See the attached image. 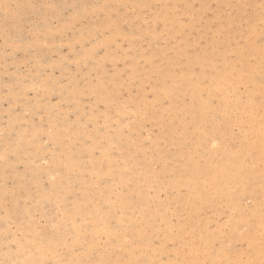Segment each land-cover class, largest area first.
<instances>
[{
	"label": "snow or ice",
	"instance_id": "1",
	"mask_svg": "<svg viewBox=\"0 0 264 264\" xmlns=\"http://www.w3.org/2000/svg\"><path fill=\"white\" fill-rule=\"evenodd\" d=\"M137 9L147 30L121 31ZM100 16L115 36L100 49L145 41L151 55L127 79L61 84L53 104L43 50ZM0 38L5 71L11 57L35 72L0 129V264H264V0H0ZM97 113L111 132L93 129ZM149 123L159 132L141 138Z\"/></svg>",
	"mask_w": 264,
	"mask_h": 264
},
{
	"label": "rangeland",
	"instance_id": "2",
	"mask_svg": "<svg viewBox=\"0 0 264 264\" xmlns=\"http://www.w3.org/2000/svg\"><path fill=\"white\" fill-rule=\"evenodd\" d=\"M3 2L15 3L16 0H3ZM58 3L62 4H72V3H127V4H136L143 2V0H57ZM150 3H159V2H168V0H147ZM172 2H183V0H172ZM195 3H199L200 0H193ZM208 2L215 4L217 2H224V0H208ZM253 3H258L259 0H251ZM68 16H71V12L65 10ZM128 15L129 23L121 22V30L124 32H128L129 34L135 32L139 34L142 31H146L148 25L144 24L142 20L136 21V16L141 15L140 11L137 9L133 14L125 10ZM121 15H124L122 13ZM99 16V14H98ZM100 23L93 24L90 27H85L82 25H77L74 29L69 30L65 33L62 40L60 38L54 41V47H49L43 50L44 54H46V63L48 67L46 69H41V71H46L51 74L50 87H55L56 95L52 98V103L55 104L59 99V92L61 91V84L69 85L73 83L77 79L83 80L85 77L88 79L92 78V75H96L97 72L100 76H104L107 74V78L111 80L113 76L119 77L121 75L127 79V72H129L133 65L139 63H143V57L145 55H151V52L145 53V49L149 48V44L145 41H136L134 44L127 45L125 44L120 50L113 52L112 49H100L98 47L99 43H105L110 39H114L115 36L112 33L108 35L104 34L103 25H102V16L99 17ZM155 27V25H153ZM97 29V30H94ZM99 29V30H98ZM61 43H63V47H61ZM72 43L75 45L74 48H68V44ZM124 44L123 41H121ZM131 48V51H128V48ZM96 48L99 52V55L95 56L92 60H89L87 67L81 65L77 67L74 60L82 59L83 56L88 54V52ZM154 50V48H153ZM23 56V53L20 54ZM62 58H70V61L65 64L63 70L57 66L55 68L52 65H59ZM4 50H3V39L0 38V129H3L5 123L8 121L9 116L8 113L11 110L15 115L17 111H19L22 115L23 109L16 108V95L21 92L24 85L21 83L23 81L24 76H29V81L35 76V72L30 71V67L25 65L23 60L14 61L11 57L8 59L7 71H5L4 66ZM15 89V92H10L9 89ZM65 91V96H67V89ZM31 97H35V93L29 94ZM11 99L12 103L9 104L7 101ZM82 103L78 105L81 109L80 116L83 117L85 121L88 120L89 116L92 113V108L95 107L94 98L90 99L88 96H84L81 98ZM31 103H35V99L31 100ZM87 105V107H85ZM67 108V105H65ZM103 106L101 105V109ZM99 117V124L97 125L96 121L93 120L92 127L95 129L96 127L101 128V132L105 133L106 129L103 128L105 124V120L103 116ZM29 121H35V123H40L39 115L35 117H28ZM77 119L76 115L73 114L70 116V120L75 121ZM121 120L125 123L127 122L128 117L121 116ZM135 119V117H132ZM205 121L208 122V126L211 127L210 118L205 117ZM193 122V113L191 108H189L188 113L186 114V119L184 121H177V123H182L183 128L188 130V125ZM47 124V119H45V125ZM28 127L29 125H25ZM123 125H113V128L122 127ZM108 129V128H107ZM111 129H108V133L111 132ZM159 132V128L155 127L153 124L149 123L145 126L144 131L142 133L141 138L147 137L150 133L155 138V134ZM96 133L93 131V135ZM115 134V133H113ZM188 134L190 136H195L197 139L200 137V131H197L195 127L189 130ZM3 148V142L0 141V149ZM167 150V149H166ZM50 155V153H49ZM151 155V154H150ZM21 172L24 170V165L19 164ZM46 167V166H45ZM2 170V169H0ZM48 177L45 176L44 180L48 181Z\"/></svg>",
	"mask_w": 264,
	"mask_h": 264
},
{
	"label": "bare ground",
	"instance_id": "3",
	"mask_svg": "<svg viewBox=\"0 0 264 264\" xmlns=\"http://www.w3.org/2000/svg\"><path fill=\"white\" fill-rule=\"evenodd\" d=\"M94 30H97V29H94ZM122 31V30H121ZM104 128V127H103ZM104 129H106V132L105 133H108V129L107 128H104ZM116 134V133H115ZM190 136V135H189Z\"/></svg>",
	"mask_w": 264,
	"mask_h": 264
}]
</instances>
